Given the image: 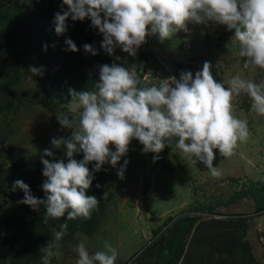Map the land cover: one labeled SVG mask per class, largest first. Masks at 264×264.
<instances>
[{
	"label": "rangeland",
	"instance_id": "374dc122",
	"mask_svg": "<svg viewBox=\"0 0 264 264\" xmlns=\"http://www.w3.org/2000/svg\"><path fill=\"white\" fill-rule=\"evenodd\" d=\"M187 27V32L181 30L164 41L158 34L148 35L136 56L117 46L110 65L136 70L143 60L142 87L158 86L160 79H180L186 71L195 78L205 62L210 63L214 79L225 88L235 76L264 82V69L244 68L245 58L239 56L238 43L232 42L234 30L212 21L189 23ZM15 41L14 47L3 40L1 47L7 46L0 48V264L22 248L21 243L4 245L8 220L31 217L10 198L14 182L23 180L35 186L45 198L42 185L47 178L42 157L67 163L66 148H56L51 141L70 138L73 131L57 118L58 114L71 117L67 105L72 98L47 103L31 71L38 62L34 41ZM6 59L12 65L1 68V61ZM14 62L18 83L3 85L4 79L7 82L3 75ZM233 104L237 117L247 120L250 135L231 157L224 158L214 150L213 165L220 167L219 177H212L199 160L188 159L176 148L175 140L156 154L143 152L144 146L133 138L115 167L106 163V199L96 229L89 235L77 232L64 236L59 241L60 254L53 256L50 264H76L74 249L81 241L90 253L103 250L105 242L111 243L118 250L116 264H156L167 251L175 223L186 216L193 218V225L177 247L172 264H264V210H258L249 196H236L239 191L257 187L264 197V116L252 109L245 91L235 96ZM110 147L115 151L114 145ZM46 149L54 155L45 156ZM121 168L122 178L118 175ZM28 264H42V260Z\"/></svg>",
	"mask_w": 264,
	"mask_h": 264
},
{
	"label": "clouds",
	"instance_id": "9594fccd",
	"mask_svg": "<svg viewBox=\"0 0 264 264\" xmlns=\"http://www.w3.org/2000/svg\"><path fill=\"white\" fill-rule=\"evenodd\" d=\"M69 17L73 21L90 19L103 35L102 48L108 54H114L120 46L132 56H136L148 35L158 34L164 41L181 30L187 32L189 23L212 21L234 30L232 42L239 45L244 68L264 69V0H63L53 20L57 35L67 32ZM65 42L70 51H79L70 38ZM83 48L97 54L90 44ZM31 71L39 74L35 67ZM141 83L135 68L105 64L100 68L95 90H69L72 99L67 109L72 115L58 114L57 118L63 127L73 130L72 135L51 141L56 148H66L68 162H50L42 157L43 175L47 178L42 185L44 199L35 197L23 180L13 185V191L18 188L24 192L20 203L35 211L45 208L44 224L64 217L91 219L100 201L87 194L94 180L88 164L95 162V172L106 163L115 167L127 154L133 138L144 146L143 152L156 154L175 140L176 148L188 159L206 165L215 178L222 173L213 165L214 150L224 158L231 157L250 135L247 120L235 114V96L245 91L252 109L264 116V82L235 76L225 88L214 79L208 62L195 78L186 71L180 79H160L158 86L142 87ZM81 151L84 158L78 161L74 154ZM44 155L54 154L46 149ZM123 171H118L121 178ZM59 229L41 249L42 264H50L51 258L60 254L59 241L67 235L68 223L60 224ZM74 251L78 255L76 264H116L118 258L117 248L109 242H105L103 250L90 253L81 241Z\"/></svg>",
	"mask_w": 264,
	"mask_h": 264
},
{
	"label": "trees",
	"instance_id": "16d2710c",
	"mask_svg": "<svg viewBox=\"0 0 264 264\" xmlns=\"http://www.w3.org/2000/svg\"><path fill=\"white\" fill-rule=\"evenodd\" d=\"M62 3L63 0H0V48L4 49L7 46L1 47L3 40L9 41L14 47L17 44L16 38H28L34 41L39 69L36 80L44 92L47 103L69 101L72 98L70 89L77 92L95 90V84L100 80L101 66L105 64L111 66V55L102 48L104 37L98 28L92 26L90 19L73 21L69 17L66 21L67 32L63 35L56 34L53 20L55 13L61 11ZM63 7L67 8L66 5ZM69 38L77 45L79 51L68 49L65 41ZM85 44L92 45L97 54L86 52L83 48ZM45 46H47L46 50ZM11 65L12 63L7 59L1 61V68H9ZM144 69L145 63L140 60L136 68L139 78ZM18 76V66L15 63L3 75L7 79L6 83L5 79L3 80V85L17 84ZM2 141L0 139V150ZM83 158V151L77 153L75 157L78 161ZM94 165L95 162L88 164L89 169L93 171L94 180L87 194L95 195L100 202L98 209L93 211L91 219L67 220L64 217L57 220L49 219L48 223L44 224L46 210L43 206L39 211H35L30 206L20 203L24 198L21 189L15 190L10 195L14 202L29 211L31 217L8 220L3 243L11 247L21 243L22 248L16 254L6 256L2 264H28L40 259L41 249L51 241L54 231L60 230L59 225L62 223H68L69 236L77 232L89 235L96 229L106 199L107 171L106 164L99 172L94 171ZM29 187L35 197L44 199L35 186L29 185ZM260 193L257 187H249L246 191L236 193V196L239 198L249 196L259 206L258 210H264V197ZM192 225L193 218L188 216L180 218L175 223L167 251L156 264H172L177 247Z\"/></svg>",
	"mask_w": 264,
	"mask_h": 264
}]
</instances>
